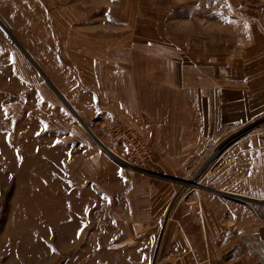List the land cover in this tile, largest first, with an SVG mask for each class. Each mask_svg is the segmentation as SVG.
<instances>
[{
    "label": "rangeland",
    "instance_id": "obj_1",
    "mask_svg": "<svg viewBox=\"0 0 264 264\" xmlns=\"http://www.w3.org/2000/svg\"><path fill=\"white\" fill-rule=\"evenodd\" d=\"M241 13L264 23V0H0V264H152L113 234L131 189L165 190L162 237L202 167L264 117L195 156L185 109L222 82L199 59ZM231 242L221 264H264V242Z\"/></svg>",
    "mask_w": 264,
    "mask_h": 264
},
{
    "label": "crops",
    "instance_id": "obj_2",
    "mask_svg": "<svg viewBox=\"0 0 264 264\" xmlns=\"http://www.w3.org/2000/svg\"><path fill=\"white\" fill-rule=\"evenodd\" d=\"M241 15L226 23L238 32L231 31L222 51L209 44L199 59L207 61V70L218 64L212 72L222 82L193 88L195 105L185 109L196 126L193 142L198 159L213 150L200 151L198 144H214L216 128L224 130L264 115V23L255 15ZM214 156L216 163L209 166V160L202 167L197 188L178 203L162 237L170 202L161 186L131 189L124 204L125 227H119L114 236L135 246L148 245L152 264H173L175 258L181 264H221L233 234L264 242V136H246ZM256 251L264 256V248Z\"/></svg>",
    "mask_w": 264,
    "mask_h": 264
},
{
    "label": "built area",
    "instance_id": "obj_3",
    "mask_svg": "<svg viewBox=\"0 0 264 264\" xmlns=\"http://www.w3.org/2000/svg\"><path fill=\"white\" fill-rule=\"evenodd\" d=\"M255 133L260 136H264V117L262 118L261 122L255 127ZM180 258L173 259V264H181Z\"/></svg>",
    "mask_w": 264,
    "mask_h": 264
},
{
    "label": "water",
    "instance_id": "obj_4",
    "mask_svg": "<svg viewBox=\"0 0 264 264\" xmlns=\"http://www.w3.org/2000/svg\"><path fill=\"white\" fill-rule=\"evenodd\" d=\"M167 178V176H165Z\"/></svg>",
    "mask_w": 264,
    "mask_h": 264
}]
</instances>
